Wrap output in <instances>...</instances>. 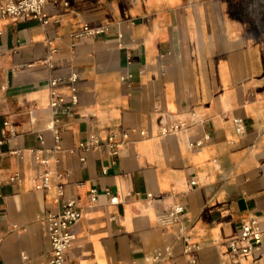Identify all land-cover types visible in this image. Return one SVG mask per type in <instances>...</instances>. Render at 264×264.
<instances>
[{"label": "crops", "instance_id": "1", "mask_svg": "<svg viewBox=\"0 0 264 264\" xmlns=\"http://www.w3.org/2000/svg\"><path fill=\"white\" fill-rule=\"evenodd\" d=\"M67 1H47V23L0 18V133L4 121L18 133L0 145V264H51L60 185L83 210L66 264H145L167 246L163 264H190L183 235L198 264H264L228 245L264 220V0ZM84 25L104 31L78 36ZM73 73L57 89L80 102L55 151L49 79ZM175 121L186 125L161 134ZM110 135L116 155L76 149ZM170 204L184 212L163 225Z\"/></svg>", "mask_w": 264, "mask_h": 264}, {"label": "built area", "instance_id": "2", "mask_svg": "<svg viewBox=\"0 0 264 264\" xmlns=\"http://www.w3.org/2000/svg\"><path fill=\"white\" fill-rule=\"evenodd\" d=\"M48 0H4L0 5V18L14 17V18H33L41 23L48 22V14L45 9V5ZM65 4L69 2L65 0ZM104 28H92L89 25H84L83 30L78 36H94L102 33ZM49 65L53 67L52 62L49 60ZM78 80L76 73L71 74L66 79L60 77H51L49 79V85L51 88L50 110L52 114L50 129L52 130L55 138V151L62 149L61 146V124L64 117L69 116L74 111L75 107L80 102V97L75 86L72 87V94L70 98L66 97L57 88L64 82L68 81L74 84ZM238 130L242 131V121L236 119ZM4 125L9 127V134L0 133V145L6 142L9 138L16 136L18 133L15 127L9 121H4ZM186 123L184 121H175L166 124L161 127V134H169L184 128ZM142 134H145L142 132ZM198 141L194 144H200ZM95 147H106L112 154L119 153L121 145L116 141L115 135H110L103 139L100 137H92L88 140H84L79 143L76 149L80 152L88 151ZM18 151H14L17 153ZM82 162L86 161V157L82 155L80 157ZM51 172L46 171L42 176V181L37 184L38 188L50 186ZM190 185L197 184L195 178L190 179ZM83 182H79L81 185ZM107 194L111 196L112 203H119L118 196L111 194V190H107ZM64 188L62 185L58 187L57 201L60 204L59 210L55 213H51L48 216V228L51 237L52 244V257L51 264H66L65 255L67 249L72 246L74 239V227L82 218L83 210L77 199L73 196L64 199ZM98 189L93 187L88 190V204L94 205L97 201ZM184 212V207L180 205L170 204L168 208L162 212L158 220L163 225H169L177 223L180 220L181 214ZM186 242L185 251L191 254L190 264H198V259L194 255L198 249L195 245L189 243V237L184 236ZM264 238V220L259 217H251L246 219L241 227L240 234L229 240L230 251L234 254L242 255L244 257L253 258L255 260L260 257H264V253L258 255L257 249L261 246ZM172 256V248L167 246L166 248H158L148 253L145 256V264H163L165 259Z\"/></svg>", "mask_w": 264, "mask_h": 264}]
</instances>
